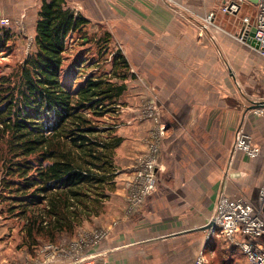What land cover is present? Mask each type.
I'll return each instance as SVG.
<instances>
[{"label": "rangeland", "instance_id": "obj_1", "mask_svg": "<svg viewBox=\"0 0 264 264\" xmlns=\"http://www.w3.org/2000/svg\"><path fill=\"white\" fill-rule=\"evenodd\" d=\"M69 5L75 10L74 3ZM78 12L88 17L89 23L66 38L62 74L71 86L88 76L124 84L123 92L110 108L114 111L102 116V126L111 127L112 135L120 137V141L112 150L114 169L106 174V181L98 191L89 196L88 206L80 208V222L75 231L54 243L56 257L74 255L77 261L86 255L94 264H101L102 244L113 235L116 245L117 226L123 220L130 227L135 222L140 226H156L157 231L176 230L190 227L204 215V225L195 231L204 235L199 252L205 255L207 264H248L236 244L223 237L207 239L204 227L211 217L213 198L220 186L219 175L228 164L236 128L244 122V129L249 132L250 122L262 117L247 111H251L252 101L261 95L258 89L264 63L256 49L237 40L235 28L238 29L239 17L233 24L234 30L215 17V27L208 31L202 28L203 18L193 17L194 24L182 52L185 73L182 75L178 70L172 75L165 59L171 53L153 51V45L134 35L133 28L117 25L116 18H110L111 13L108 22L102 23L98 21L100 13ZM1 17H7L11 23L0 24V36L5 31L9 34L0 52V77L15 83L21 65L36 50L35 34L24 24L23 16ZM201 32L202 37L214 41V47L207 40H199L197 35ZM122 57L127 68L118 67L115 76L114 63ZM229 65L236 80L229 75ZM124 74V79L118 76ZM170 101L181 106L174 109ZM174 117L177 118L171 124ZM156 143L161 152L155 161L156 169L151 171L147 163L154 157ZM261 156L264 158V151ZM2 175L0 169V180ZM151 175L155 188L148 193L145 188ZM263 177L264 173L255 180V185L243 186L244 190H241L244 179L230 180L229 190L235 194L251 193L249 196L254 198ZM0 241H6L15 250L24 245L38 249L47 243L30 244L23 231V218L12 216L1 198ZM49 252L41 251V261L48 259L52 254ZM196 255H190L189 264Z\"/></svg>", "mask_w": 264, "mask_h": 264}, {"label": "trees", "instance_id": "obj_2", "mask_svg": "<svg viewBox=\"0 0 264 264\" xmlns=\"http://www.w3.org/2000/svg\"><path fill=\"white\" fill-rule=\"evenodd\" d=\"M37 16L36 50L15 83L0 77V198L12 216L23 218L25 236L35 245L71 236L80 208L113 171L120 137L102 126V116L114 111L124 90V84L94 76L66 83V38L89 20L67 0H42ZM8 39L5 31L0 52ZM118 67L127 68L123 57L114 63L115 76Z\"/></svg>", "mask_w": 264, "mask_h": 264}, {"label": "crops", "instance_id": "obj_3", "mask_svg": "<svg viewBox=\"0 0 264 264\" xmlns=\"http://www.w3.org/2000/svg\"><path fill=\"white\" fill-rule=\"evenodd\" d=\"M221 1L222 0H85L84 2H81L80 0H68L67 4L70 6L69 2L74 3L75 5H72V8H75V11L77 10L76 12L79 10H86L100 13L98 21L102 23H107V19L116 18V24L121 28H133L132 31L134 35L142 36L149 41L148 43L150 45H153V51L159 53H171L172 55L170 57H167V55V58L165 57L168 66L172 68L171 74L174 75L178 70H181V74L183 75L185 71L181 60L185 59V56H183L182 52H185L184 47H186V41L189 38L192 30L191 27L194 24L193 17H200L202 19L206 17L208 13L215 12L216 19H220L219 23L224 22L226 27L234 30L233 24L235 19L238 17L240 18V15H249L254 9V4H244L239 14L235 17L228 16L219 13ZM41 2L42 0H0V15H8L13 18L18 15L23 16L24 24L32 29L35 34V25L38 18L37 12ZM87 5H89V7H87ZM109 14L111 16L110 18H108ZM86 18L88 19V17ZM210 29H213V27ZM238 29L235 28V30ZM200 34L201 35H197V37L200 38L199 40L201 42L207 40L209 44H212V46L214 45L213 40L208 37H202L203 32ZM249 46L254 48L251 45ZM257 54L262 58L264 63V57L259 53ZM249 65L250 64H248V66ZM231 68L230 65L227 68L229 75L231 76V79L236 80V74ZM261 82V88H259L258 91L263 95L264 67ZM170 102V106L174 109L181 106L174 101ZM252 110L247 112H254L257 114ZM175 118L177 117L172 118V121L170 122L171 124H173ZM242 125L244 126V122ZM248 129L252 134L253 143L256 145H263L264 109L262 117L251 121ZM162 147H164L163 144ZM262 152L254 158H248L241 152L235 154L229 175L225 178V181L222 180L223 174L219 175L220 186L213 198L211 215L217 194L222 187L228 196L241 195L251 201L256 200L259 187L262 184L264 177L257 187L254 198L250 197L252 196L250 195L251 193L249 196L245 193L235 194L234 192H231L229 190V183L230 180L244 179L245 182H242L241 190H244L243 186L245 185H247L246 188H248V185H255V180L258 181L259 176L264 173V158L261 156ZM245 190L248 191V189ZM203 217L204 215L200 219L195 220L190 227L184 229L166 230L161 228L158 231L156 226H140L139 223L135 222H133L132 227H130L128 221L123 220L122 223H119L117 226L116 245L114 244L115 241L113 235L103 242L101 264H142V261H148L150 264H189L190 255L193 254L195 256L204 245V235L202 236L201 233L195 231L196 228L204 225L205 222ZM189 231L191 232L188 233ZM6 243V241H0V264H81L76 261L74 255L66 258L59 254V256L53 260H51L52 258H48L45 261H41L43 259L41 256V247L38 246V249L37 247H33L34 249H28V247L24 245L15 250L10 248V246H7ZM189 251L192 254H189ZM178 252H183L184 255L182 254L178 257L175 255Z\"/></svg>", "mask_w": 264, "mask_h": 264}, {"label": "built area", "instance_id": "obj_4", "mask_svg": "<svg viewBox=\"0 0 264 264\" xmlns=\"http://www.w3.org/2000/svg\"><path fill=\"white\" fill-rule=\"evenodd\" d=\"M244 4H253L247 0H222L219 12L235 17L240 13ZM215 13H209L203 18L204 23L201 24L205 31H208L215 24L213 20ZM10 19L7 17L0 18L1 25H9ZM239 29L236 38L239 41H245L250 29H255L254 39L258 42L259 47L256 51L264 57V0H258L254 4V9L249 15L241 16L239 18ZM244 24L241 34L239 31L241 25ZM202 30V31H204ZM257 101L264 100V93ZM264 108L253 109L257 114H262ZM160 145L155 144L153 148L154 157L150 160L148 169L153 171L156 169V159L160 153ZM264 151L263 145H256L253 143L252 135L244 129L242 123L236 128L232 147L229 154L228 164L223 172V179L229 175L233 158L237 152H241L248 158H254ZM155 188L154 176H149L146 185V192L153 191ZM212 224L206 229V238L210 240L211 237H223L229 239L231 243L236 244L244 253L248 264H264V180L259 187L257 198L251 201L244 196L235 195L228 196L223 187L219 190L212 215L207 223ZM56 245L52 243H45L41 247V251L49 250L52 253L48 258H56ZM81 264H94L91 257L83 255L79 258ZM192 264H207L205 255L200 251L194 258Z\"/></svg>", "mask_w": 264, "mask_h": 264}, {"label": "water", "instance_id": "obj_5", "mask_svg": "<svg viewBox=\"0 0 264 264\" xmlns=\"http://www.w3.org/2000/svg\"><path fill=\"white\" fill-rule=\"evenodd\" d=\"M253 4H257L258 0H247ZM244 27V24L241 25V29L239 31V34H241L242 29ZM254 33H255V29L252 27L248 33L247 38L245 39L246 43H248L249 45H251L252 47H254L255 49H257L259 47L258 42L254 39ZM258 108H264V100H260V101H252V105L249 107L250 110L252 109H258ZM212 223L209 222L207 223L204 227L207 228L211 225Z\"/></svg>", "mask_w": 264, "mask_h": 264}]
</instances>
